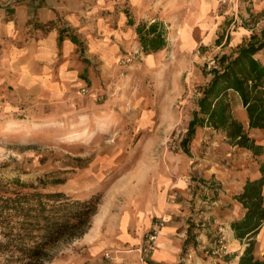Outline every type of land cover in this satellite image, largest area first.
I'll return each instance as SVG.
<instances>
[{"label": "rangeland", "instance_id": "rangeland-1", "mask_svg": "<svg viewBox=\"0 0 264 264\" xmlns=\"http://www.w3.org/2000/svg\"><path fill=\"white\" fill-rule=\"evenodd\" d=\"M246 1L0 0V191L44 184L91 199L97 210L90 226L99 221L104 232L167 180H186L187 239L179 264H188L193 253L231 264L246 244L233 245L209 230L215 222L209 202L224 189L198 171L217 164L227 168L225 180L238 179L254 174L259 160L210 127L196 129L188 152L181 143L217 58L235 50V36L247 40L264 29V8L249 11ZM139 21L160 23L164 49L143 53ZM45 23L52 27L46 34ZM58 27L68 28L79 44L65 38L58 45ZM31 43L37 44L35 69ZM7 62L22 65L21 74H3ZM243 125L255 142L264 140L263 131ZM200 196L208 203L200 204ZM169 198L176 201L178 192ZM81 236L57 244L43 264H91ZM219 236L226 255L209 249ZM255 239L254 256L261 258L264 228ZM126 251L105 247L100 264H123L118 254ZM138 261L144 262L140 254Z\"/></svg>", "mask_w": 264, "mask_h": 264}, {"label": "trees", "instance_id": "trees-1", "mask_svg": "<svg viewBox=\"0 0 264 264\" xmlns=\"http://www.w3.org/2000/svg\"><path fill=\"white\" fill-rule=\"evenodd\" d=\"M125 12L127 23L133 25L129 11ZM47 25H40L45 28V34L52 28L45 27ZM57 30L58 45L65 38L79 44L68 28L58 27ZM135 32L145 55L167 45L164 28L156 21H139ZM263 49L264 29L259 35L252 33L231 53L217 58L210 70V79L196 98V108L181 143L185 152H188L187 143L196 129L203 127L224 133L234 145L249 149L255 155L264 151L263 146L249 137L231 107L232 97H237L246 113L248 129L264 132V62L256 56ZM259 172L258 178L245 182L237 197L246 211L242 218L231 223V227L235 238L246 246L236 264H264V253L261 258H256L253 253L255 237L264 221V162L259 166ZM96 210L93 200L74 197L63 190H52L44 184L0 191V264H43L50 258L53 247L87 231Z\"/></svg>", "mask_w": 264, "mask_h": 264}, {"label": "crops", "instance_id": "crops-1", "mask_svg": "<svg viewBox=\"0 0 264 264\" xmlns=\"http://www.w3.org/2000/svg\"><path fill=\"white\" fill-rule=\"evenodd\" d=\"M249 6L253 7H248L247 10L261 12V10L264 8V0H251V4ZM245 36L246 35L240 34L234 37V49L237 47V45L242 43L243 39L246 40ZM31 44L29 47L34 49V51L31 53L34 63H32L31 66L35 69V65L37 64V44ZM256 56L264 62V49ZM20 58L21 57L18 59ZM13 65H9L8 62L5 64L2 63L1 66L3 74L8 75L13 73L17 76L20 75L21 72L18 70L20 67H22V65L17 64L15 68ZM231 107L233 113L234 110L240 111L239 113L241 116L239 120H241L243 124L245 122L248 127L246 113L238 98L237 101L235 100V105H232ZM255 143L264 147V140L260 141V143ZM246 150L247 156L250 154L259 160L256 162V170L254 174L250 176L248 173H245L241 176H238V179L240 180L235 177L232 180H225V177L228 175L227 168L217 164L211 166L209 169H199L198 171L200 174H203L202 177L204 178H210L214 176L219 182H222V188L224 190L219 193L216 200L214 199L209 202V207L213 212L215 221L213 223H209V230L213 231V235L217 234L226 236L228 241L233 245L239 244L240 241L235 238L231 223L242 218L246 211L237 197L243 191L244 184L247 180H253L260 176L259 166L264 162V151L258 155H255L251 150ZM188 186L189 181L186 180H167L164 185L161 186V192L158 194L154 192L153 196H149L148 198L146 197L144 199V206L137 207L136 209L132 210L131 213L123 214L115 225L107 227V229L105 228L104 232L102 231L103 228L99 225V221H94L93 224H91L89 230L81 236L83 244L87 245L89 251L88 259H90L91 264H100V251L108 246L129 249V251L119 252L118 254V257L123 264H179L181 262V254L185 248V240L187 239V230L184 218L188 212L186 206ZM202 188V185H200V194L202 192ZM175 190L179 194V198L176 201L174 198H169L171 193ZM262 195L264 205V186ZM199 202L200 204L208 203L203 197L199 198ZM157 217H162L164 219V226L160 231L157 246L153 253L146 259V261L139 262V253L137 248L143 242L144 233L149 230L154 218ZM219 223L223 224L222 231L218 229L221 227ZM263 228L264 221L259 232L263 230ZM262 245L264 246V240ZM189 251H191V253L193 252V250ZM241 253L242 252H239L238 256ZM238 256L231 264H236ZM188 264H226V262L200 253H193V255L188 259Z\"/></svg>", "mask_w": 264, "mask_h": 264}, {"label": "built area", "instance_id": "built-area-1", "mask_svg": "<svg viewBox=\"0 0 264 264\" xmlns=\"http://www.w3.org/2000/svg\"><path fill=\"white\" fill-rule=\"evenodd\" d=\"M164 226V222L161 218H156L152 223L149 230L145 233L143 242L140 247H138V252L140 254V259L144 261V259L148 258L157 246V242L159 239L160 231ZM222 231V227L219 228ZM224 237L219 236L214 245L210 243L209 249L211 253H218L220 255H226L228 253V247L224 242Z\"/></svg>", "mask_w": 264, "mask_h": 264}]
</instances>
